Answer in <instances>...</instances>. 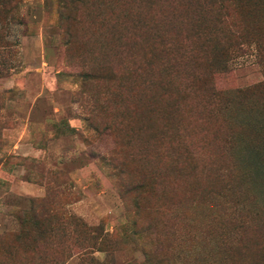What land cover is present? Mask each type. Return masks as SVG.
Listing matches in <instances>:
<instances>
[{
  "label": "rangeland",
  "instance_id": "374dc122",
  "mask_svg": "<svg viewBox=\"0 0 264 264\" xmlns=\"http://www.w3.org/2000/svg\"><path fill=\"white\" fill-rule=\"evenodd\" d=\"M0 264H264V0H0Z\"/></svg>",
  "mask_w": 264,
  "mask_h": 264
},
{
  "label": "trees",
  "instance_id": "16d2710c",
  "mask_svg": "<svg viewBox=\"0 0 264 264\" xmlns=\"http://www.w3.org/2000/svg\"><path fill=\"white\" fill-rule=\"evenodd\" d=\"M154 29V28H153ZM154 40L158 43V41H161L158 43V45L161 46L160 48V53L166 55V56H170V54L173 53L174 51V44H172L169 40L171 39L170 37H166V39H164V35H159L158 33L154 35ZM126 46L125 45H120L119 46V59H120V65L125 66V74H130L133 75L132 73V69H136L133 65H132V56L128 57V60H125V53H126ZM147 58V57H146ZM149 61H151V58H147ZM167 69L164 68L163 71L165 72ZM135 76L137 77H148L150 80V85H151V81H152V71H149L148 69H136L135 71Z\"/></svg>",
  "mask_w": 264,
  "mask_h": 264
}]
</instances>
